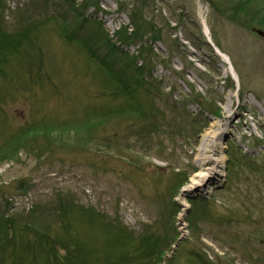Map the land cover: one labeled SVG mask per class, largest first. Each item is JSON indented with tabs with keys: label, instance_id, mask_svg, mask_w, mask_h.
I'll return each instance as SVG.
<instances>
[{
	"label": "rangeland",
	"instance_id": "rangeland-1",
	"mask_svg": "<svg viewBox=\"0 0 264 264\" xmlns=\"http://www.w3.org/2000/svg\"><path fill=\"white\" fill-rule=\"evenodd\" d=\"M236 2L0 0V219L13 218L17 231L31 226L18 235L25 249L0 264H46L45 247L31 252L39 237L60 261L66 245L87 264H125L134 256L150 264H264V218L257 214L264 205L246 211L239 202L246 192L264 196V38L251 31L264 32L258 21L264 0H250L231 18ZM130 15L161 38L151 45L156 63L149 81L164 127L147 123L156 134L138 144L117 133L126 116L112 113L122 106L107 108L124 64L118 30L130 27ZM144 40L150 43V35ZM125 46L136 54V44ZM227 115L218 153L205 155L215 163L198 167L200 138ZM101 116H111L110 123L107 117L91 123ZM102 136L114 138L93 140ZM234 159L263 171L242 170L228 180ZM210 167L211 180L187 191ZM66 205L76 207L63 218ZM221 206L234 214L241 209L238 220L222 219L231 212ZM156 248L161 263L152 256Z\"/></svg>",
	"mask_w": 264,
	"mask_h": 264
},
{
	"label": "trees",
	"instance_id": "trees-1",
	"mask_svg": "<svg viewBox=\"0 0 264 264\" xmlns=\"http://www.w3.org/2000/svg\"><path fill=\"white\" fill-rule=\"evenodd\" d=\"M211 1V0H210ZM213 2V1H211ZM250 2V0H237L236 5H233L232 8L233 12H236V14L240 13V10H244L247 6V4ZM130 28L125 30V27L122 31H120L121 37L118 38V41L121 44H128L133 43L135 41L144 42L145 35H150V40L152 42L161 41V38L159 36H156L154 39V36L152 34L153 28L152 26L140 19H137L136 15H130ZM259 23L261 26L264 27V18L261 17L259 20ZM145 29V30H144ZM191 41V40H190ZM121 55L123 56L124 64L120 66V68L117 71V75L114 76V82L116 83V92L109 93L108 98L111 101H115V97H118L119 99L123 100L120 103L112 104L107 106L108 110L112 113L113 110L116 107L122 106L121 109L116 113H112L113 115H118L117 117L126 116L124 118L123 124V130H118L117 133L120 132H126L128 139H134V143L138 144L140 142L145 141H151L154 135L156 134V131H150L147 128V123H152L155 125V128L160 127V129H163L164 125L159 124V122L164 118L161 119L158 113H161L157 108L153 101V98L151 97V92L154 89L153 84L151 81H148L145 79V75L150 76L151 70L154 67V57L156 56L153 48L149 45H143V47L139 48L137 56H130L129 54L125 53L124 51H121ZM137 61V62H136ZM138 61H141V65H138ZM103 64L102 62H100ZM111 67V64H109ZM111 73V72H110ZM118 95V96H117ZM199 95H196V98H198ZM195 98V99H196ZM203 108L205 110L212 111L213 109L209 105L202 104ZM216 115V112L215 114ZM108 118L105 120L104 124H109L111 121V116H101L100 119H95L91 123H96L98 125L102 124V120L104 118ZM131 122V123H130ZM130 123V124H129ZM41 124V123H38ZM134 127V129H130ZM26 131V130H25ZM29 133V132H28ZM20 135V132L18 133ZM117 135V134H115ZM114 135V136H115ZM37 136V135H36ZM39 137V136H38ZM110 138L114 137H108V136H102L100 138H93L94 141H105L109 140ZM127 140V139H126ZM6 146V145H2ZM228 147V146H227ZM3 147L0 146V151ZM228 149H232V146H229ZM103 154L109 155L108 152H103ZM231 155V154H230ZM229 160L227 163V176L229 179H236L238 172L242 173L246 171L249 174H252L253 172L259 171L262 173V166L259 167L261 169H258V166H255L251 163H244L241 161H235ZM228 161V160H227ZM242 165L246 168L243 169ZM172 177H177L179 175H183L184 172L181 171H172ZM188 177H183L179 181V188L183 186ZM243 179V178H242ZM244 180H241V183H243ZM237 184H240V182H237ZM178 188V189H179ZM251 189V188H250ZM247 193V194H246ZM244 193L242 196V199L239 200L241 203V207L245 206L246 211H248L249 207H258L261 205H264L261 191L254 192L252 191V194L250 195L248 192ZM199 203L206 204V201H200ZM194 204V202H192ZM248 204V205H246ZM248 206V207H246ZM76 206L72 205H66V207L60 208L61 213L58 214L59 216H63L65 218V215L68 211L72 210ZM222 207V206H221ZM225 207V206H224ZM222 207V208H224ZM225 211L231 212L229 215L222 214L220 217L222 219L228 218L232 221L238 220L236 217L241 209L234 210L235 214L233 213L232 208L225 207ZM260 217L264 218V212L257 213ZM236 215V216H235ZM252 215L249 214L247 217V220L250 221L252 219ZM220 223V221H218ZM116 228L123 231V228L120 226V224L116 223ZM66 226V224H64ZM31 226L26 223L22 226L20 230L17 231L15 227V221L13 218H6L5 220L0 219V263L10 260L12 257H18L17 250L21 248H24L22 245L19 244L18 241V235H21L23 233H29V229ZM37 234V233H36ZM39 240L41 243H38L37 246L31 250V252L35 251V249L39 250L42 249V246L45 247V257H46V264H87V263H79L77 262V257L72 253L73 251L66 245H63L59 247L60 251L65 252V258L64 261H60V257L58 258L57 251L52 248V245L49 241H45L42 243L41 237H39ZM54 246V245H53ZM25 249V248H24ZM72 251V252H71ZM156 251V252H155ZM153 250L152 256L157 258V261L161 263L160 259L163 258V251L159 250L158 248ZM30 252V254H32ZM125 255V254H124ZM123 257V256H122ZM90 264V263H88ZM125 264H150V262L146 263V259H144L142 256H134L133 262L125 261Z\"/></svg>",
	"mask_w": 264,
	"mask_h": 264
},
{
	"label": "bare ground",
	"instance_id": "bare-ground-1",
	"mask_svg": "<svg viewBox=\"0 0 264 264\" xmlns=\"http://www.w3.org/2000/svg\"><path fill=\"white\" fill-rule=\"evenodd\" d=\"M123 18V17H122ZM215 53L220 56L227 64L228 63V58L226 57V55H224L223 53H221L219 50L215 49ZM230 71L233 74V70L230 67ZM230 99V98H229ZM232 106V101L231 99L229 100V103L227 104V109L228 111L231 109ZM261 111V113H263L264 115V108L260 107L259 109ZM239 117H241L244 121V116L241 115H237ZM230 117L229 115H227V117H223V119L221 121H219L218 123H216L215 125V131L214 133L210 136V137H206V136H202L200 138V145L197 149V153L198 155H200V153H203V157L199 160L200 163L198 164V167L202 168L204 166H208L209 164L215 163L214 160L211 157L205 156L208 153H218V143L217 141L219 140V138L224 135L225 133H228V128H224V126H226V124L224 123V120L230 122ZM258 124H261V120L257 119ZM245 127H248L249 123L245 122L244 123ZM210 149L212 150L210 152ZM214 173V169L213 168H207L205 170H201V172L199 174L195 175V185H191L187 188V191H193L196 188L199 187H204V184H206L207 182H209L213 176Z\"/></svg>",
	"mask_w": 264,
	"mask_h": 264
},
{
	"label": "water",
	"instance_id": "water-1",
	"mask_svg": "<svg viewBox=\"0 0 264 264\" xmlns=\"http://www.w3.org/2000/svg\"><path fill=\"white\" fill-rule=\"evenodd\" d=\"M256 33H257L259 36H263V33L260 32V31H256Z\"/></svg>",
	"mask_w": 264,
	"mask_h": 264
}]
</instances>
